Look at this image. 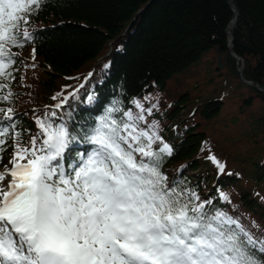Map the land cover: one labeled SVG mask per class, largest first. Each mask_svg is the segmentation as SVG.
<instances>
[{"label": "snow or ice", "instance_id": "6c2138e0", "mask_svg": "<svg viewBox=\"0 0 264 264\" xmlns=\"http://www.w3.org/2000/svg\"><path fill=\"white\" fill-rule=\"evenodd\" d=\"M46 4L0 0V79H16L14 49L35 42L30 21ZM32 53L35 60V47ZM6 88L0 105L14 103L11 86L0 83V93ZM79 95L58 92L42 115L33 110L35 133L22 127L26 113L0 106V162L12 148L0 170V264H264V235L214 203L216 197L202 199L199 185L183 175L185 165L171 179L163 170L175 149L160 135L158 120L148 123L158 104L146 108L132 98L134 112L114 97L94 119L77 120L70 105L63 109L69 96ZM98 99L92 91L84 103ZM77 143L90 150L71 154ZM206 158L218 176L225 172L215 154Z\"/></svg>", "mask_w": 264, "mask_h": 264}, {"label": "trees", "instance_id": "16d2710c", "mask_svg": "<svg viewBox=\"0 0 264 264\" xmlns=\"http://www.w3.org/2000/svg\"><path fill=\"white\" fill-rule=\"evenodd\" d=\"M234 5L238 21L230 42L228 29L236 14L229 0H47L46 7L30 21V30L37 34L35 42L14 49L20 52L13 66L19 69L14 73L16 79H0L11 86L14 103L0 106L26 113L22 127L35 133L30 107L42 115L45 106L56 101L52 99L56 93L71 90L90 72L92 76L78 91L79 98L72 96L63 109L67 111L70 105L77 120L94 119L114 97L136 112L132 98L143 102L146 96L160 94L166 101L153 108L148 123L158 120L160 135L175 149L163 170L171 179L185 165L183 175L192 185H199L202 199L216 197L214 203L262 236L264 154H248L243 149L247 142L251 146L264 140V112L253 122L249 137L240 139L244 133L230 126L224 110L236 87L242 101L233 121L257 100L264 102V0H235ZM214 53L222 57L224 67L216 63L215 71L223 86L204 96L196 83L191 84L192 90L184 89L189 84L188 73ZM238 62L251 85L241 80ZM233 81L236 84L231 87ZM195 90L201 95L192 93ZM92 91L99 99L89 106L84 100ZM23 137L27 143L30 133L25 131ZM89 150V144L77 143L70 152ZM210 152L226 165L219 176L206 158ZM11 154L8 147L0 167L8 164ZM217 188L229 194L230 203L219 199ZM251 221L261 228L253 227Z\"/></svg>", "mask_w": 264, "mask_h": 264}, {"label": "rangeland", "instance_id": "374dc122", "mask_svg": "<svg viewBox=\"0 0 264 264\" xmlns=\"http://www.w3.org/2000/svg\"><path fill=\"white\" fill-rule=\"evenodd\" d=\"M214 54H211L208 56L203 63H201L200 66L197 68L193 69L190 73H188V81L189 84H185L186 90H192L191 86L192 83H196V85L199 86V89L203 90L202 93L204 95H209L214 89L216 88H221L223 86V79H220V76H218L217 72L215 71L216 69V63L222 65V57H218ZM219 58L221 59L219 62ZM238 71L243 70V67H240L241 64L238 62ZM240 78L242 80V77L240 75ZM234 81H237L236 79ZM232 82L231 87H233L236 83ZM195 85V88H196ZM197 86V88H198ZM179 87V85H178ZM235 91L232 92L230 99L227 101L226 100V108L224 110L225 114H228L229 117V124L230 126H234L238 128V132L244 133L243 135L240 136V139H242L244 136L249 137V130L252 129L255 124L253 125V122L255 123V120H258L260 117H262V113L264 112V102L257 100L256 103L254 104V107L251 110H248L244 113H241V116L237 117L235 116V120H232V117L235 115L234 113L237 112L239 105L241 104V99L242 96L239 97L240 90H237V87L234 88ZM192 93L201 95V93L197 92L196 90ZM166 101V99H161L160 94H153L151 96H148L147 100H144L142 103L144 105L149 104L150 106L153 104H159L163 103ZM22 106H26V104L23 102ZM30 109L33 111L30 107ZM242 125H246L247 128H243ZM257 144H252L250 146V142L245 143L244 152L253 153L254 155L256 154H264V140L256 142ZM241 145V144H240ZM257 150V153L255 150ZM209 160V159H208ZM210 161V160H209ZM211 162V161H210ZM212 163V162H211ZM213 164V163H212ZM10 166V165H9ZM2 170V169H0Z\"/></svg>", "mask_w": 264, "mask_h": 264}, {"label": "water", "instance_id": "95a60500", "mask_svg": "<svg viewBox=\"0 0 264 264\" xmlns=\"http://www.w3.org/2000/svg\"><path fill=\"white\" fill-rule=\"evenodd\" d=\"M234 2H235V0H229V3H230V5L232 6V9L234 10V12H235V14H236V18H235L234 21L231 23V25H230V27H229V29H228V35H229V37H230V42L233 41V29L235 28V26H236V24H237V21H238V11H237V9H236V7H235V5H234ZM232 55H233L234 58L238 59L237 56H235L234 54H232ZM220 60H221V59L219 58V62H220ZM219 66H220V68H222V65L219 64ZM239 72H240V75H241V77H242V79H243V82H244L245 84L251 85L250 82H248V81H246V80L244 79L243 70H239ZM257 88H259V87H257Z\"/></svg>", "mask_w": 264, "mask_h": 264}]
</instances>
